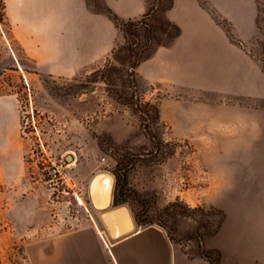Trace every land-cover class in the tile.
<instances>
[{"label": "rangeland", "instance_id": "rangeland-1", "mask_svg": "<svg viewBox=\"0 0 264 264\" xmlns=\"http://www.w3.org/2000/svg\"><path fill=\"white\" fill-rule=\"evenodd\" d=\"M126 29L94 70L49 75L12 35L0 0V97L15 100L32 132L0 145V264H31L30 243L75 228L55 226L41 170L65 154L76 155L86 183L99 171L114 175L115 197L138 221L169 227L191 255L264 264V101L214 102L144 83L137 56L175 31L159 13ZM258 29L252 52L264 66V4ZM13 149L22 164L16 176Z\"/></svg>", "mask_w": 264, "mask_h": 264}, {"label": "crops", "instance_id": "crops-1", "mask_svg": "<svg viewBox=\"0 0 264 264\" xmlns=\"http://www.w3.org/2000/svg\"><path fill=\"white\" fill-rule=\"evenodd\" d=\"M3 1L12 35L45 74L90 72L124 39L114 20L90 0ZM98 1L124 20L141 18L153 5L151 0ZM205 1L172 0L165 16L181 33L149 53L137 69L139 78L177 93L199 92L214 102L241 100L252 106L264 101V68L252 52L258 38L259 0ZM2 111L8 123L0 125V145L14 142L22 133L13 98L0 97ZM11 158L10 172L16 176L22 164L14 149ZM128 206L129 215L112 212L105 222L97 212L80 227L30 243L31 264H210L202 255H191L169 227L140 223L134 207ZM130 221L135 229L118 236Z\"/></svg>", "mask_w": 264, "mask_h": 264}, {"label": "built area", "instance_id": "built-area-1", "mask_svg": "<svg viewBox=\"0 0 264 264\" xmlns=\"http://www.w3.org/2000/svg\"><path fill=\"white\" fill-rule=\"evenodd\" d=\"M22 128V136L31 138V131ZM72 157L71 160L68 158ZM108 156L102 157V165L108 164ZM76 155L65 154L62 159L43 162L41 168L44 184L49 193V203L53 208L55 226L80 227L89 219H93L97 210L89 183L76 173Z\"/></svg>", "mask_w": 264, "mask_h": 264}, {"label": "water", "instance_id": "water-1", "mask_svg": "<svg viewBox=\"0 0 264 264\" xmlns=\"http://www.w3.org/2000/svg\"><path fill=\"white\" fill-rule=\"evenodd\" d=\"M107 178H109L110 181H107ZM115 184V176L106 171H99L93 175V179L91 182V192L94 206L95 209L99 212L100 219L105 222L108 218L109 213L112 212L124 211L127 213V215L130 214V208L127 203L116 204L114 202ZM134 229L135 224L130 221L123 227V230L118 234V236H124Z\"/></svg>", "mask_w": 264, "mask_h": 264}, {"label": "trees", "instance_id": "trees-1", "mask_svg": "<svg viewBox=\"0 0 264 264\" xmlns=\"http://www.w3.org/2000/svg\"><path fill=\"white\" fill-rule=\"evenodd\" d=\"M202 2L204 4H207L205 0H202ZM95 3H96V7L98 6V9H96V10L107 13L110 16V18L112 20H114V22L116 23L117 27L122 32H127V29L126 28H128L129 26H137V25H140L141 23H145V21L149 20L150 18L154 17V15H156L157 13H159V14L162 15V18L165 20V22H167V24L169 26H171L174 29V31H175L171 35V41H173L181 33L180 27H178L176 24L172 23L165 16L167 10L172 6V0H154V5L149 8V10L147 11V13L144 14L141 18L136 19V20H132V19H130V20H124V19L118 17L117 15H115L109 8L101 5L98 0H96ZM263 4L264 3L262 2V0H259L258 1L259 14L261 12V6ZM259 14H258V28H259ZM228 31H229L232 39H233L234 37H233V34H232V31H231V28L230 27H228ZM165 33H167V31H165ZM171 41L168 42V43L160 44V45H169L171 43ZM117 46H118V44L116 45V47ZM116 47L114 48L112 54H114V52L116 51ZM150 50H151V48H150ZM145 57H146V55H143V54L137 56V60L134 63V66H138L144 60ZM263 58H264V53H263ZM263 68H264V66H263ZM114 202L116 204L117 203H121V202H123V199L120 198L119 196L118 197L116 196ZM209 262H210V264H212V260L209 259Z\"/></svg>", "mask_w": 264, "mask_h": 264}, {"label": "bare ground", "instance_id": "bare-ground-1", "mask_svg": "<svg viewBox=\"0 0 264 264\" xmlns=\"http://www.w3.org/2000/svg\"><path fill=\"white\" fill-rule=\"evenodd\" d=\"M7 123H8V119H7V116H6V114H5V112H0V125H2V127H3V125L4 124H6L7 125ZM69 159H71V158H69ZM92 179H93V177L91 178V180L89 181V186H90V189H91V182H92ZM107 181H110V179L109 178H107ZM92 193V192H91ZM98 212V211H97Z\"/></svg>", "mask_w": 264, "mask_h": 264}]
</instances>
